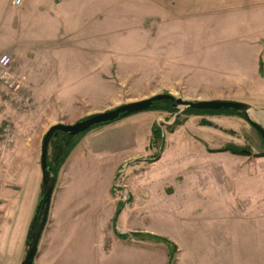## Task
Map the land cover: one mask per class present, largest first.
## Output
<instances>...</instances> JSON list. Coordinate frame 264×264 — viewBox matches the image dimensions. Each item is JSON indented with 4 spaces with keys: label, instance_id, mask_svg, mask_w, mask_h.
<instances>
[{
    "label": "rangeland",
    "instance_id": "obj_1",
    "mask_svg": "<svg viewBox=\"0 0 264 264\" xmlns=\"http://www.w3.org/2000/svg\"><path fill=\"white\" fill-rule=\"evenodd\" d=\"M117 3L109 0V10L99 13L97 22L78 27L35 12L24 13L28 21L16 25L17 9L4 13L0 51L13 49L25 70L33 63L41 80L35 91L23 85L16 93L0 84V192L7 189L10 197L2 202L10 217L17 215L12 230L23 216L24 201L35 199L42 138L54 124L72 125L125 103L170 94L187 101L248 104L264 128L263 62L225 57L223 27L185 24L179 35L192 32L185 42L193 41L192 47L161 56L159 20L135 24L127 12H117ZM63 43L75 58H54ZM85 45H97L106 59L88 53L79 57L78 48ZM71 144L56 176L34 264L111 259L121 264H264V157L257 156L264 148L242 118L157 107L78 134ZM227 145L253 156L218 152ZM101 223L105 252L112 246L116 255L102 251ZM114 232L128 237L122 241ZM134 234L171 242L176 247L172 262L164 244Z\"/></svg>",
    "mask_w": 264,
    "mask_h": 264
},
{
    "label": "crops",
    "instance_id": "obj_2",
    "mask_svg": "<svg viewBox=\"0 0 264 264\" xmlns=\"http://www.w3.org/2000/svg\"><path fill=\"white\" fill-rule=\"evenodd\" d=\"M13 1L14 0H0V27L6 26L4 13H7L9 8L17 9V20L14 21L16 25H19V21H28V17L24 13L35 12L38 15H41V13H48L45 14L44 17L50 20L64 18L71 26L78 27L87 23L88 20L91 22H97L98 14L109 10L107 7L110 5L109 0H21L19 7H17L13 5ZM117 1V12H127L126 15L130 16L135 24L141 20H159V48L161 56H167L169 52L175 54L180 51L181 47H185L184 45L186 44H189L188 47H192L194 44L193 41L191 43L185 42L189 36L194 34L187 31L183 33L184 36H180V29L178 31V28L181 26H185L186 24L188 27H195L197 24L201 23L210 28L212 27V24H214L224 28L223 35L226 45L225 57L229 59H242L250 56L251 59L256 61L261 60L264 65V0ZM59 13H62L63 16ZM113 16L111 18L112 20H115ZM116 20L117 22L119 21L118 19ZM174 29L177 31L175 32ZM1 41L2 40H0V42ZM194 47H196V45ZM78 52L79 53L77 54H80L81 56L79 57L81 58L83 54L88 53L93 54V56H91L93 59H99L101 61L106 59V57H103V51H100L97 45L92 46L91 48H88L87 45H85L82 48H78ZM148 53H151V51H148ZM0 55H8L12 58L15 63V68H13V70L17 75L25 79L24 86H26L27 89L31 91L38 89L41 80L39 79V72L33 67V63H31V65L27 64L26 66L28 69L25 70L22 60L17 57L13 49L4 50L2 48ZM75 57L76 56L72 53L70 45L64 43L63 45H59L54 52V58L57 60L66 61ZM145 57L146 56H143V58ZM149 57L150 55L146 58ZM30 60L33 61V55L31 59H28V62ZM260 84L261 89L264 91V80ZM253 108L256 109L255 107ZM256 121L259 123L261 122L258 119H256ZM150 126L152 127V122ZM112 174L113 171L110 176H112ZM58 182L59 180L57 177L54 184L53 194L56 192ZM1 186L0 178V189ZM39 193L40 175L37 177V193L35 199L34 197H28L26 201H24L26 204L23 208V216L21 212V218H19V222L15 224V229L12 230L14 224V222L12 223V219L16 218L17 215L14 213V216L10 217L7 211L9 208L4 202H2L3 199L10 197L7 189H5L4 193L0 192V264L20 263L25 250V240L35 211ZM51 204L48 218L52 206ZM63 219L66 220L65 213ZM101 237L100 245L102 251L105 252L104 247L106 237L103 233L102 223ZM112 252L113 248L111 246V248L107 249L105 254L111 253L112 256L113 254L116 255L115 252ZM100 264L121 263H119L117 259H111L106 262L102 261ZM124 264L130 263L126 260L124 261Z\"/></svg>",
    "mask_w": 264,
    "mask_h": 264
},
{
    "label": "water",
    "instance_id": "obj_3",
    "mask_svg": "<svg viewBox=\"0 0 264 264\" xmlns=\"http://www.w3.org/2000/svg\"><path fill=\"white\" fill-rule=\"evenodd\" d=\"M167 102L171 110L183 112L187 109L197 111H234L257 133L264 144V128L256 121L255 109L242 102L233 101H187L170 94H158L146 99L122 104L113 109L94 114L72 125L54 124L45 132L39 154L40 193L35 211L25 240V250L19 264H34L41 234L45 228L51 204L54 178L47 166L48 145L54 133H62L74 137L87 130L114 123L127 116L144 112L154 103Z\"/></svg>",
    "mask_w": 264,
    "mask_h": 264
},
{
    "label": "trees",
    "instance_id": "obj_4",
    "mask_svg": "<svg viewBox=\"0 0 264 264\" xmlns=\"http://www.w3.org/2000/svg\"><path fill=\"white\" fill-rule=\"evenodd\" d=\"M259 72L260 73L262 72L261 68H259ZM157 107H159V108H161L167 112H170V113L174 112V110L170 109L167 102H164V103H157L156 102L152 105V107L150 109H148L146 111L154 110ZM183 112L196 114L200 111L187 109ZM205 112H214V111H205ZM220 112H225L226 114H230V115H234V116H238L239 118H242L241 115L237 114L234 111L227 112V111L220 110ZM173 124H174V126L178 125L176 121L173 122ZM88 131H90V130H87L83 133H86ZM153 132H156V129H154ZM259 139H260V137H259ZM71 140H72V137H70L68 135H65L62 133H54L50 142H49L48 154H47V166L50 168V172L53 175L54 181L56 179L58 171L60 170V168L62 167V165L65 163L66 159L68 158L69 154L71 153V150L73 148V145L71 144ZM260 142L264 148V144H263L261 139H260ZM218 152H227L231 155L239 156V157H251V156H253L252 153L246 148H236V147L230 146V145L223 147ZM257 156L259 158L264 157V153L259 154ZM114 223H115V218H113V221H112V224H114ZM114 235L122 241L126 240V238L128 237L127 235H120V234H117L116 232H114ZM132 237L139 238L141 240L153 241L155 243L164 244L168 250L169 262H172V259L174 257V253L176 251V247L171 242H169L168 240L161 238V237H157V236L141 235V234H134V235H132Z\"/></svg>",
    "mask_w": 264,
    "mask_h": 264
},
{
    "label": "built area",
    "instance_id": "obj_5",
    "mask_svg": "<svg viewBox=\"0 0 264 264\" xmlns=\"http://www.w3.org/2000/svg\"><path fill=\"white\" fill-rule=\"evenodd\" d=\"M21 0H14L13 5L19 6ZM10 65H11V57L8 55H3L0 57V84L2 88H4L6 91H10L12 93H16L20 91L24 85L25 79L23 77H20L14 72L10 71ZM8 130H3V135L5 136L4 142H9V134L7 132Z\"/></svg>",
    "mask_w": 264,
    "mask_h": 264
}]
</instances>
